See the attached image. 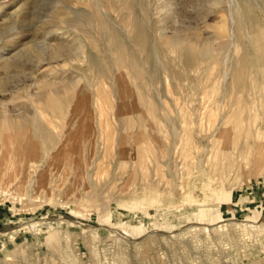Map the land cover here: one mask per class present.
Wrapping results in <instances>:
<instances>
[{
	"label": "rangeland",
	"instance_id": "374dc122",
	"mask_svg": "<svg viewBox=\"0 0 264 264\" xmlns=\"http://www.w3.org/2000/svg\"><path fill=\"white\" fill-rule=\"evenodd\" d=\"M41 1L11 0L9 3L13 5L10 4L11 6L0 14V30L14 22L16 16L11 15L10 12L18 10L19 16L25 15L23 23L27 30L24 32L29 34L26 41L34 42L36 49L42 48L41 51H44V57H47L48 61L55 56L57 45H66L61 50L67 48L69 58L66 62L63 58H59L62 67L56 66V71L59 73L52 79L53 73H39L40 64L36 60L37 57L30 51H21V61L14 64L11 55L23 46L4 54L6 59L0 61V112L3 108H7L13 113L17 110L15 114L25 110L36 114L37 107L35 103L32 105L33 97L27 90L31 89L33 93L37 89L39 91L40 87H34V80L38 79V82L42 83L45 77L57 82L59 80V84L55 81L59 86L70 82L72 77H82L81 87L79 86L76 95H79L83 89L92 94L94 81L87 70L84 52L90 53L93 51V46H96L102 59L103 51L107 50L106 43L111 41V32L128 44L129 50L134 53L139 64L143 65L147 72L150 71L151 65L144 64L146 55L140 54L138 48L129 44L130 41L127 38L129 32L124 29V22L128 17V11L125 8L121 7L118 12L108 10L109 29L106 31L108 34L102 36L94 0H71L72 3L70 0H53V2L46 0L44 4ZM119 1L122 6L130 5L133 16L139 23L144 24V28H147L145 29L149 33L151 42L159 49V57L170 69H168L170 79L166 78L165 72H161L160 78L153 81V90L157 92L153 95L160 112L155 115H141L138 119H136L137 116L132 115H125L117 120L113 116H106L102 123L104 127L113 126L112 129L108 127L103 131L105 130L108 140L115 142L113 141V146L109 143L105 145L103 142H97L96 148L99 149L100 159H96L97 164L88 167V176L89 174L91 176L89 180H85V183L79 180L78 176L76 179L73 178V167L78 162V155L81 152L78 142L82 138L81 141H85L87 129L95 128L97 131L103 127L98 125L96 118L91 121L89 119V123L85 119H80L77 125L74 124L77 118H71L69 127L66 128L72 131L70 137L75 143L68 147L70 157L68 154L66 156L71 163L68 160L66 163L60 162L58 156H63L64 153L59 152L52 162H45L39 154V157L35 158L36 165L39 166L36 172H27L28 168L16 167L17 177L14 179L13 176L10 183V192L13 196L6 193L0 194V207L13 214V222L0 228V231L4 232V236H0V264H264V210L255 209L253 206L244 210L230 202L232 194L243 193L248 188H256L264 192L263 167H256L255 163L247 161L242 165L241 171H230L221 179L214 175L207 165L215 141V137H212L210 132V119L217 117V122L222 118L229 120L233 113H236L234 116L247 118V112L242 110V101L245 98L242 86H238L233 79L234 50L229 51L230 58L226 67L223 64L224 53H222L217 63L210 65V68L203 63L198 71L192 69L190 58L181 54L182 48H189V45L198 48L200 43L208 42L209 46L217 47L224 41L229 42L233 25L229 13L230 3H255V1L264 3V0ZM102 3H108V1L102 0ZM234 6L232 4V8ZM33 8L41 13L34 12ZM62 10L66 13L65 20L80 23V28L86 33L79 32L73 27L68 32L44 34L47 29L42 30L43 23H47V26L48 23L58 25L55 15ZM20 11L24 14L22 15ZM47 15H50L49 19ZM233 17L237 25L240 19L237 14ZM93 18L95 26L88 24L89 19ZM33 24L38 27L35 28ZM5 36H0L4 37L0 38L2 40H0V51L2 45L4 47L10 38ZM162 36L178 37L182 40V44L179 48L171 45L167 47L162 44ZM17 37L18 34L11 36L16 39ZM36 44L39 45L36 47ZM241 52L242 48L239 47L237 56H240ZM108 64L109 62L107 66ZM44 66L49 67L47 64L42 68ZM106 70L108 77L105 81L109 85L111 72L108 67ZM224 72L227 73L226 76L223 75ZM45 74L47 75L44 76ZM105 86V89L109 87ZM256 86L257 88L264 86V75L259 76ZM47 90L41 88L42 92H39L44 91V94L48 95ZM220 101H223L222 105ZM29 103L31 108L28 106ZM173 121L178 123H176L177 127ZM126 123L132 125L130 136L125 138L128 141L125 144L126 149L134 154L133 148L137 140L141 155H145L140 169L136 168L129 158L128 161L132 166L130 164L128 167L122 166L119 146L122 137H125ZM149 123L153 124V127ZM174 130L178 131L175 133L178 135L174 134ZM149 131H152L151 134ZM23 135L24 140L31 138L32 129H26ZM95 138H100L99 131ZM150 138H153V141L150 142ZM82 148L85 154L88 148L85 144ZM26 156L29 157V154ZM83 160L85 161L84 157ZM192 161L200 162L190 165ZM85 168H87L86 165ZM101 171H105V174ZM137 171L138 176H135ZM134 173L136 174L133 175ZM133 176L136 178L133 179ZM93 178L99 180V183ZM141 179L147 180L146 191L142 189ZM133 191L136 192V196L132 195ZM45 197L47 198L44 199ZM231 207L236 210H232ZM144 210L150 214L145 213L144 216L140 214L134 218V211L145 212ZM202 210L206 212L205 216L201 215ZM182 213L186 214L181 217ZM100 215H111V218L102 220ZM56 219L78 222L77 224L84 226L85 229L79 228L80 226L50 228V220ZM28 223L35 224V227H28ZM224 223L229 224L227 230L213 229L214 225ZM121 224L123 225L120 227ZM136 224L143 225V232L138 231L139 233L132 234L131 231L121 229ZM117 226L122 231L116 229ZM205 226L210 230L205 231ZM172 229L175 231L169 232ZM12 230H15L14 234L10 232ZM7 233L10 234L7 235ZM172 234L177 237H171Z\"/></svg>",
	"mask_w": 264,
	"mask_h": 264
},
{
	"label": "bare ground",
	"instance_id": "6f19581e",
	"mask_svg": "<svg viewBox=\"0 0 264 264\" xmlns=\"http://www.w3.org/2000/svg\"><path fill=\"white\" fill-rule=\"evenodd\" d=\"M10 1L11 0H0V14L3 13L7 9V7L13 5L12 3H9ZM107 1H108V3H102V0H94V7H95L96 12L98 13V16H99L97 21L99 23H101V31H100L101 33L100 32L99 33L102 36H107V34H108V32H106V31H108V29H109L108 20H107V12L109 9H110L109 11L118 12L121 7L125 8L128 11V17H127V20L124 22V29L127 32H129L127 34L128 35L127 38L130 41L129 44H131L133 47L138 48V50L140 51L139 52L140 54L144 53L146 55V60L144 58V64L149 63L151 65V68H150V71L147 72V69L145 70L144 66L139 64L134 53H131V51L129 50L130 46L128 44H126L125 42H123L122 40H120V38H118L113 32H111V41H107V43H106L107 50L103 51V54H104L103 58L104 59L100 58V54L98 52L99 50L97 49L96 46H93V49H92L93 51L90 53H88V51H85L87 49L84 50L85 51L84 52L85 53L84 54V60H85L86 66L88 68L87 70H89V73L93 76L92 78L94 81L93 82V90L94 91L92 92V94H89V92L86 89H83L79 93V95H76V92L79 89L80 81H81L82 77H78V76L72 77L71 81L69 79L70 82H67V83L65 82V84L60 85V86L58 85L59 80H58V82H57V80H55L58 84L54 80H52L59 73L56 71V66L59 65L62 67V65L59 63V60L61 58H63V60L66 62L69 58V52H68L67 48L64 50H61L62 48H65L66 45L60 44V45H57L56 47L54 46L55 50H56V52H55L56 54H55V56H52V60L48 61L47 57L46 58L44 57V55H45L43 53L44 51L43 52L41 51L42 48L36 49L34 42L26 41V39L29 37V34H26L24 32L27 30V29H25L26 26L23 23L25 15L19 16L18 10H12V12H10V14L11 15L14 14L17 19L19 17L20 18L18 20H16V18H14L15 19L14 22H12L8 25H6V23H5L6 26L2 30H0V36L6 35L5 37L11 38V36H13L14 34L15 35L18 34L17 39L16 38H11V39L8 38L5 46L3 47V45H2V48L0 51V61H2V60L4 61L6 59L5 58L6 56H4V54H6V53L8 54L11 50H15V49H18L20 46H23L16 53L11 55L13 57L14 64H17V63H19V61H21V59H20L21 51H23V50L24 51H30L31 53H33L37 57L36 60L38 61V64H40V67L38 70L40 71V69H41V71L39 73H43V74L44 73H47V74L53 73V75H54V77H52V79L51 78L47 79V77H45L43 82L41 81L42 83L38 82V79L34 80V87H36V88L40 87L39 88L40 90H41V88L48 89L50 91L49 92L47 90L48 95H45L44 91H43V93H40L42 91L39 90L40 91L39 92V91H37L38 89L34 93L31 89H29V90L26 89L27 92L29 94H31V96L33 97L32 98L33 99L32 105H33V103H35V105L37 107V111H36L37 113L36 114H33L32 111H30V110H25L22 112L18 111L17 114H15L17 110H15V113H13V112H11V110H9L7 108H3V111L0 112V194L6 193L10 196H13L12 193L10 192V189H11L10 183H11V178L13 176H14V179L17 177V173H16L15 168L19 166L22 169L28 168L27 172H30V171L36 172L39 166L36 165L37 159H35V158L37 156L39 157V154L41 155L40 158H42V160H44L45 162H52V161H54L53 159H55V157L57 156V154L59 152H60V154L64 153L63 156H58V159L60 162H63V163L67 162L68 158H66V156L69 152L68 147H71L72 144H75V143H73L74 141H72L73 138L70 137L72 131L66 129L67 127H69L71 118H77L74 124L78 123L80 121V119H85L86 121H88L90 119V121H91V119L96 118L97 122H99L98 125H103L102 123L106 119V116L107 117L113 116L117 120L119 118H122L125 115H132L134 117L137 116L136 119H138V118H140L141 115H146V114L155 115L157 112H160V110L158 109V106L155 102L156 98H154V95H153V93L157 94V92L155 90H153V81L157 78H160V74H162L161 72H165L166 78L170 79V74L168 73L169 67L159 57V49L157 46H155L153 44V42H151V38L149 36V33L146 30L147 28L145 27L146 28L145 29L143 26L144 24L142 25L141 23H139L138 20L133 16L132 9H131L130 5L125 4L124 6H122V5H120L121 2L119 0H107ZM41 2H42V4H44L47 1L42 0ZM51 2H53V0ZM70 2L72 3L71 0H70ZM65 3H66V1H65ZM71 3H69V4H71ZM126 3H129V2H126ZM232 4L235 5L233 8H232ZM50 5H51V3H50ZM55 6H56V4H55ZM44 7L46 8V6H44ZM228 7H229V4H228ZM33 10H34V12L37 11L36 8L35 9L33 8ZM62 11H64V10H62ZM62 11L55 15V17L57 19L56 22H59V24L56 23L58 25H51L50 23H48V26H47V23H43L44 27L42 28V30L45 31V29H47V32L45 31L44 34L52 35L54 33H59L60 31L61 32H68L73 27L76 28L79 32H85L83 29L80 28V23H78V22L72 23V22H69L68 20H65L64 15L66 13H65V11L64 12H62ZM38 12H40V11H38ZM38 12H36V13H38ZM229 13H230L231 21L233 23L231 31H230L231 40L229 42H227V41L226 42L224 41L223 43L220 42L221 44H219L217 47H214L212 45L209 46V43L206 42V43H200L199 44L200 46L198 48L193 47L192 45H189V48L183 47L181 50V52H182L181 54L184 57L188 56L187 58H190L191 67L194 71H198L199 69H201L203 63L207 64L208 68H210L211 67L210 65H212L213 63H217L218 58H219V56H221L222 53H224L223 64L226 67V65L228 64L229 58H230L229 51L231 49L234 50L235 61L232 63L233 69H234L233 79H234V82L238 84V86L239 85L242 86L241 87L242 93L245 97L242 101V105H243L242 110H243V112H247V118H240V117H237L236 115L234 116V114H236V113H233L232 114L233 116L229 117V120L222 118L220 121L217 122V117H213L212 119H210V123H211L210 132H211V136L215 137V141H214V144L212 145V149H211L212 151L210 152V156L208 157L207 165H209L210 171L214 172V175H217L221 179L224 176H226V174L230 171L231 172L232 171H241L243 168L242 165L244 163H247V161H249V162L251 161L252 163H255L256 167L257 166L263 167V170H264V121H263L264 120V86H260L259 88H257V86H256V84H258L259 76L264 75V3L263 2L260 3L258 1H255V3H242V4L230 3V12ZM21 14H22V12H21ZM135 14H136V12H135ZM235 14H237L239 19H240V21L238 22L237 25L235 24L236 21H235V18L233 17ZM26 16H27V14H26ZM47 16L49 19L50 15H47ZM27 17H29V16H27ZM43 17H45V16H43ZM94 18L89 19L88 24L92 25L95 21ZM54 24H55V22H54ZM33 25H34V27L36 26L35 24H33ZM37 27H35V28H37ZM48 28H50V29L48 30ZM0 38H4V37H0ZM193 39H195V38H193ZM160 40H161V38H160ZM159 44L160 43L158 42V45ZM162 44L167 45V47H168V45H169V47L171 45L172 47L179 48V46L182 44V40L178 37L162 36ZM37 45H39V44H36V47H37ZM239 47L242 48V52H241L240 56H237L236 52H237ZM77 55H79V54H77ZM70 56H72V54ZM37 61H35V63ZM69 61H70V59H69ZM108 62H109V64L107 66ZM47 64L49 65V67L45 68V66H44V68H42L43 65H47ZM106 67H108L110 69V72H111V74L109 75V77L111 78V82L109 83V85L105 81L106 78L108 77ZM225 67H224V71H225ZM47 74H45L44 76H46ZM223 75L226 76L227 73H225ZM72 76H75V75L72 74ZM69 77H71V76H69ZM33 79H34V77H33ZM105 85H107L109 87H107V89H105L106 88ZM168 86H170V85H168ZM31 87L32 86H30V88ZM166 87H167V85H166ZM82 88H83V86H82ZM161 91H163V89ZM171 96H173V94ZM12 98H13V96H12ZM157 100H158V98H157ZM11 101H13V99ZM160 101H161V98H160ZM208 101H210V100H208ZM13 103L15 104V102H13ZM13 103H11V104H13ZM219 103H221V105H222L223 101H220ZM25 104H27V103H25ZM230 104H231V102H230ZM28 106L31 108L30 103ZM165 107H166V105H165ZM12 109H13V107H12ZM22 109L24 110V108H22ZM173 109H176V108L173 107ZM72 116H74V117H72ZM82 117H85V118H82ZM160 118H162V117H160ZM112 120H114V119L112 118ZM116 120H114V121H116ZM90 121H88V123ZM176 123H175V127H177ZM91 124H92V122H91ZM93 124H94V122H93ZM149 124H151V123H149ZM87 126L88 125H86V127ZM112 126H110V127L108 126V127L111 128ZM131 126L132 125L130 123H126V129L124 132L125 137H122V139H121V144L119 146V155L122 158L121 160L123 161L122 166L128 167V165L130 164L128 161V158H129L134 162V165L136 166V168L140 169L142 166V163L144 162L145 155H141V153L139 151V147H138V141L135 140V148H133L134 154L131 153L132 151L128 152V150L126 149V146H125V144H127V142H128L127 139L125 140V138H128L126 136H130V133H131L130 130L132 129ZM151 126L153 127V124H151ZM179 127H180V124H179ZM28 128L32 129L33 136L29 139L24 140L22 136H24L23 134H24L25 130ZM104 128L105 127L103 125V127L100 128V130L98 129L97 131L95 130V128H93L92 130L87 129L88 133L87 134L84 133L86 136V137H84L85 141H81L83 139L82 138V139H80V142H78L79 147L81 148V152H79V155H78V162L75 161L76 164L73 167V169H74L73 178L76 179V177L78 176V179L84 183H85V180H89L88 178L91 176V174H89L90 176H88V167L90 168L91 166L97 164L96 159H98L100 157L98 155L99 149H98V147L96 148L97 142H100V143L103 142L104 144L109 143V145L111 144L110 146H113V143L115 141L114 140H108L109 138H106L104 131L107 128H105V130L103 131ZM83 129H84V127H83ZM117 129H119V128L117 127ZM98 131H99V135H100L99 139L95 138V135L98 136ZM108 131H110V130H108ZM174 131H175L174 134L176 132L178 133V131H176V130H174ZM151 132H150V134H151ZM81 133H82V131H81ZM5 134H7V135H5ZM115 135H116V133H115ZM175 135H178V134H175ZM108 136H110V135H108ZM113 138H114V136H113ZM134 138H135V136H134ZM78 139H79V137H78ZM152 139L153 138H150V142L153 141ZM83 144H85L88 148L86 150L85 154L83 153V150H84V148H82ZM172 145L173 144H171V146ZM74 148H76V147H74ZM161 148H160V150H161ZM100 149H101V146H100ZM161 153H163V152H161ZM28 154H29V157L26 156ZM69 154H68V157H70ZM178 156H179V153H178ZM83 157H84L85 161L83 160ZM199 160H201V159H199ZM68 162L71 163L70 160H68ZM175 162H177V161H175ZM198 162H200V161H192V163L190 165L198 164ZM63 163H61V164H63ZM72 163H73V161H72ZM103 164H104V161H103ZM56 165H57V163H56ZM85 165L87 166V168H85ZM64 166H66V164ZM99 169H101V168H99ZM102 170H103V167H102ZM257 170H259V169H257ZM156 172H158V169H156ZM103 173L105 174V171L102 172V174ZM135 174L136 173H134L133 175H135ZM99 175H101V173ZM106 176L108 177L107 174H106ZM110 176H111V174H110ZM135 176H138V171H137V175H135ZM94 177L96 178L97 176H94ZM113 178H114V176H113ZM135 178L136 177L133 176V179H135ZM109 179H110V177H109ZM93 180H95V179L93 178ZM111 180H113V179H111ZM95 181L99 183V180L98 181L95 180ZM141 182L143 184V186H142L143 191H146L147 190V180L141 179ZM105 183H107V182H105ZM12 184L14 185V183H12ZM94 184H95V182L93 183V185ZM85 185H88V184H85ZM132 195L136 196L137 194L135 191H133ZM46 198L47 197H45L44 199H46ZM49 199L50 198L48 197V200ZM145 213H147L148 215L150 214L147 211H145V212L134 211V214H135L134 218L138 217L140 214H142V216H144ZM183 214H186V213H182L181 217H183ZM201 215L205 216L206 212L204 210H202ZM110 218H111V215H108V216L107 215H103V216L100 215V219H102V220L103 219L104 220H110ZM77 223L74 221H70V220L56 219V220H50V222H49L50 226L49 227L54 228L57 226H68V227L80 226ZM34 225L28 223V227H30V228L35 227ZM122 225L123 224H121L119 226L121 227ZM153 225H154V223H153ZM119 226H117L116 229H119V230L124 229V231H127V232L131 231L132 234H134L136 232L139 233L140 231L143 232V230H142L143 225H137L136 224V225H132L131 227H124L121 229ZM28 227L26 226V228H28ZM214 227H216V228H214ZM214 227H213V229H217L218 231L219 230L224 231L225 229L226 230L228 229L229 224H226V223L217 224V226L214 225ZM79 228L85 229L84 226H80ZM204 228H205V231L210 230L206 226ZM204 228H201V229L204 230ZM195 229H196V227H195ZM38 230H40V229H38ZM16 231H18V230H16ZM172 231H175V230L172 229L169 232H172ZM10 232H12V234H14L15 230L14 231L12 230ZM8 234H10V233H7V235ZM128 235H130V234H128ZM170 236L174 237L175 235L172 234ZM175 237H177V236H175ZM159 238H160V236H159Z\"/></svg>",
	"mask_w": 264,
	"mask_h": 264
},
{
	"label": "crops",
	"instance_id": "0c3cea01",
	"mask_svg": "<svg viewBox=\"0 0 264 264\" xmlns=\"http://www.w3.org/2000/svg\"><path fill=\"white\" fill-rule=\"evenodd\" d=\"M230 202L232 205L240 206L244 210L250 209L252 206L255 209L262 208L264 210V192L256 190V188H248L243 193L232 194ZM231 209L236 210L232 207ZM12 217L13 214L0 207V228L10 225L13 222Z\"/></svg>",
	"mask_w": 264,
	"mask_h": 264
},
{
	"label": "built area",
	"instance_id": "2783aa9c",
	"mask_svg": "<svg viewBox=\"0 0 264 264\" xmlns=\"http://www.w3.org/2000/svg\"><path fill=\"white\" fill-rule=\"evenodd\" d=\"M0 232H2V231H0ZM0 236L3 237L4 236V232H2V234L0 233Z\"/></svg>",
	"mask_w": 264,
	"mask_h": 264
}]
</instances>
